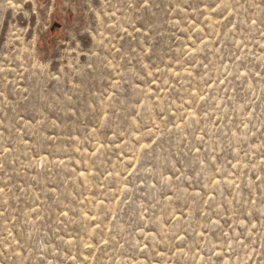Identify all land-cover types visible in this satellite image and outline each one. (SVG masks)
<instances>
[{
    "label": "rangeland",
    "instance_id": "1",
    "mask_svg": "<svg viewBox=\"0 0 264 264\" xmlns=\"http://www.w3.org/2000/svg\"><path fill=\"white\" fill-rule=\"evenodd\" d=\"M0 264H264V0H0Z\"/></svg>",
    "mask_w": 264,
    "mask_h": 264
},
{
    "label": "water",
    "instance_id": "2",
    "mask_svg": "<svg viewBox=\"0 0 264 264\" xmlns=\"http://www.w3.org/2000/svg\"><path fill=\"white\" fill-rule=\"evenodd\" d=\"M56 27L60 28V27H61V25L57 24V25H56ZM52 30H54V28H53Z\"/></svg>",
    "mask_w": 264,
    "mask_h": 264
},
{
    "label": "snow or ice",
    "instance_id": "3",
    "mask_svg": "<svg viewBox=\"0 0 264 264\" xmlns=\"http://www.w3.org/2000/svg\"><path fill=\"white\" fill-rule=\"evenodd\" d=\"M144 147H145V148H147V147H148V145H145Z\"/></svg>",
    "mask_w": 264,
    "mask_h": 264
}]
</instances>
